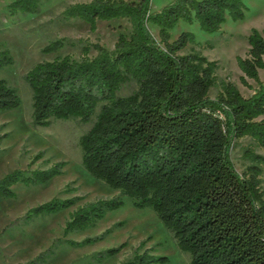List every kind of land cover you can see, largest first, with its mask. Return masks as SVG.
Masks as SVG:
<instances>
[{
	"label": "trees",
	"instance_id": "obj_1",
	"mask_svg": "<svg viewBox=\"0 0 264 264\" xmlns=\"http://www.w3.org/2000/svg\"><path fill=\"white\" fill-rule=\"evenodd\" d=\"M41 0H15L11 14L37 11ZM151 0H91L69 5L65 20L88 24L126 19L129 33H120L114 48L85 46L79 60L59 56L33 66L25 81L32 91L35 127H49L58 120L91 124L78 141L84 169L119 195L79 206L70 215L58 242L71 247L81 243L66 239L85 230L108 212L124 205L151 209L173 235L178 249L189 256L188 264H264V28H253L247 37L246 58L237 57L239 69L258 88L249 97L230 82L217 84L216 61L200 52L184 53L196 43L192 32L183 31L171 40L180 22L197 23L209 34L219 32L228 21H242L244 0H174L160 11H150ZM148 24L158 28V39ZM65 40L51 42L45 52L58 51ZM90 48L96 51L88 56ZM9 52L0 46V70L13 65ZM242 82L247 85L244 77ZM133 83L135 89L120 95ZM17 90L0 79V112L18 108ZM6 135L0 136V142ZM248 138L239 173L230 156L235 142ZM262 151L263 153H261ZM15 170L0 179V199H15L13 187L45 185L62 174L65 163L48 169ZM76 188L68 185L64 193ZM81 198H54L29 209L30 222L75 206ZM91 239L82 244L89 243ZM143 241L124 264H164ZM93 256L92 264L114 256L122 248ZM48 251L30 264H38Z\"/></svg>",
	"mask_w": 264,
	"mask_h": 264
},
{
	"label": "rangeland",
	"instance_id": "obj_2",
	"mask_svg": "<svg viewBox=\"0 0 264 264\" xmlns=\"http://www.w3.org/2000/svg\"><path fill=\"white\" fill-rule=\"evenodd\" d=\"M15 0H0V46L13 58L11 66L0 70V79L6 80L17 90L21 104L18 108L0 112V179L15 170H27L31 162L42 154L31 169H48L55 164L65 163L62 174L45 185L13 187L15 199H0V264H30L42 257L38 264H92L93 256L109 249L124 247L114 256L96 264H124L143 241L144 248L152 249L155 256H166L164 264H188L189 256L182 253L173 235L164 227L157 215L148 208L134 207L128 197H123L124 205L108 212L102 219L85 230L69 234L66 239L81 243L71 247L58 242L63 238V229L70 215L79 206L99 199H111L119 195L103 182L90 175L83 167L80 136L91 124L79 120H58L49 127H35L32 120V91L25 81L27 72L36 64L52 61L56 57L69 55L75 60L82 57L85 46L100 44L113 49L120 33L131 30L126 19L98 21L96 30L91 32L87 23L77 19L65 20L63 11L72 4L88 3L91 0H41L35 12L11 14L8 5ZM174 0H151L150 11L156 13ZM245 10L242 21L228 20L215 34L203 32L197 23L180 22L171 30V40L183 31L192 32L195 44H189L184 53L192 49L200 52L210 61H216L217 84L210 89L214 98L222 82L234 84L241 95L251 96L258 84L244 76L236 58L248 56L247 37L251 29L264 28V0H244ZM150 32L158 39V28L148 24ZM65 40V46L58 51L45 52L44 49L57 40ZM96 55L90 48L88 56ZM244 77L247 85L242 82ZM259 80L264 82V70H259ZM135 89L133 83L125 85L120 95H127ZM264 119V116L260 117ZM250 144L248 138L235 142L230 149L231 160L239 173L248 162L243 153ZM263 153L262 151H260ZM264 191V166L262 173ZM70 185L73 193H64ZM80 197L75 206L54 215L40 216L30 222L23 218L27 211L54 198L69 199ZM94 240L82 244L85 240Z\"/></svg>",
	"mask_w": 264,
	"mask_h": 264
}]
</instances>
